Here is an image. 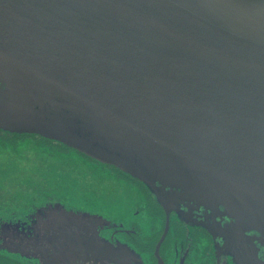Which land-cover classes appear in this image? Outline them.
<instances>
[{"label": "water", "instance_id": "water-1", "mask_svg": "<svg viewBox=\"0 0 264 264\" xmlns=\"http://www.w3.org/2000/svg\"><path fill=\"white\" fill-rule=\"evenodd\" d=\"M0 131L206 211L235 264H263L264 0H0Z\"/></svg>", "mask_w": 264, "mask_h": 264}, {"label": "flooded vegetation", "instance_id": "flooded-vegetation-1", "mask_svg": "<svg viewBox=\"0 0 264 264\" xmlns=\"http://www.w3.org/2000/svg\"><path fill=\"white\" fill-rule=\"evenodd\" d=\"M13 135L22 136L0 131V137ZM80 155L107 170L115 184H94L100 193L81 202L43 197L21 211L0 209V263L22 264L13 259L18 258L25 264H235L223 243L200 225L206 211L181 205L179 213L168 215L142 182ZM126 188L143 206L124 215L113 203ZM249 246L264 264V240L254 238Z\"/></svg>", "mask_w": 264, "mask_h": 264}, {"label": "rangeland", "instance_id": "rangeland-1", "mask_svg": "<svg viewBox=\"0 0 264 264\" xmlns=\"http://www.w3.org/2000/svg\"><path fill=\"white\" fill-rule=\"evenodd\" d=\"M24 136L12 141L7 136L0 137V209L21 211L43 197H64L70 202L88 197L90 200L93 191L100 193L95 185L107 188L114 183L107 170L77 152L41 141L36 135ZM138 196L126 188L118 202L113 203L114 208L124 215L126 210L133 212L143 206ZM13 259L25 264L21 259Z\"/></svg>", "mask_w": 264, "mask_h": 264}, {"label": "trees", "instance_id": "trees-1", "mask_svg": "<svg viewBox=\"0 0 264 264\" xmlns=\"http://www.w3.org/2000/svg\"><path fill=\"white\" fill-rule=\"evenodd\" d=\"M26 136H34V135H25L24 137H26ZM14 137H17L18 139H20V137H22V136H16V135H13V136H9V139L12 141ZM41 139H43V140H41V141H45V142H47V143H51V142H52V141L46 140V139H44V138H42V137H41ZM0 264H2V263H0Z\"/></svg>", "mask_w": 264, "mask_h": 264}]
</instances>
